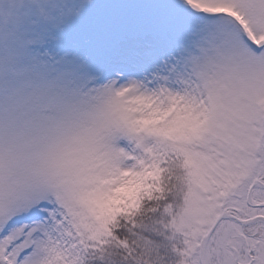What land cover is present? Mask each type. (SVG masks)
<instances>
[{
    "label": "snow or ice",
    "instance_id": "6c2138e0",
    "mask_svg": "<svg viewBox=\"0 0 264 264\" xmlns=\"http://www.w3.org/2000/svg\"><path fill=\"white\" fill-rule=\"evenodd\" d=\"M0 264H264V0H0Z\"/></svg>",
    "mask_w": 264,
    "mask_h": 264
}]
</instances>
